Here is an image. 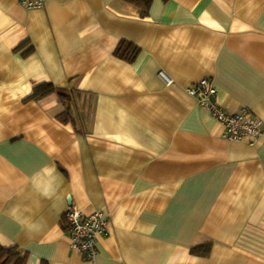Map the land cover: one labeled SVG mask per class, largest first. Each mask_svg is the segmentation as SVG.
Wrapping results in <instances>:
<instances>
[{"label": "crops", "instance_id": "1", "mask_svg": "<svg viewBox=\"0 0 264 264\" xmlns=\"http://www.w3.org/2000/svg\"><path fill=\"white\" fill-rule=\"evenodd\" d=\"M20 1L0 0V246L26 264H264V137L227 141L187 93L206 79L210 102L264 127V0H152L144 17ZM42 83L66 100H27ZM70 207L109 217L92 262L70 247Z\"/></svg>", "mask_w": 264, "mask_h": 264}, {"label": "built area", "instance_id": "2", "mask_svg": "<svg viewBox=\"0 0 264 264\" xmlns=\"http://www.w3.org/2000/svg\"><path fill=\"white\" fill-rule=\"evenodd\" d=\"M20 4L26 10H37L43 7V0H21ZM164 77L163 74H160ZM187 93L196 98L197 102L209 111L217 121L225 127L223 138L227 141H241L243 139L257 140L264 137L262 121L253 116L249 109L243 108L240 112L229 115L210 98L216 90L206 79L198 81L195 85L187 88ZM108 215L101 212L84 214L74 207H70L64 214L71 249L81 254L87 261L92 262L95 258V243L97 239L107 234Z\"/></svg>", "mask_w": 264, "mask_h": 264}, {"label": "trees", "instance_id": "3", "mask_svg": "<svg viewBox=\"0 0 264 264\" xmlns=\"http://www.w3.org/2000/svg\"><path fill=\"white\" fill-rule=\"evenodd\" d=\"M129 4H133L138 7L140 11V16H147L149 6L152 0H123ZM139 54V49L130 42L121 41L114 51V56L128 63H132ZM57 94L60 99L66 100V95L55 89L51 84L42 83L35 86L27 98L29 101H39L43 98L51 95ZM59 119L63 123L70 121L67 114L59 115ZM65 214V213H64ZM210 243H206L200 247H195L192 249V253L195 255H200L205 257L210 251ZM27 256L25 253L19 251L17 247H2L0 246V264H26ZM46 264V263H41Z\"/></svg>", "mask_w": 264, "mask_h": 264}]
</instances>
